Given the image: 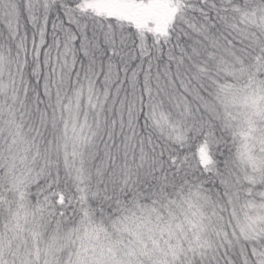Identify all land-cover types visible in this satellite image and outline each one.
<instances>
[{
	"label": "snow or ice",
	"instance_id": "1",
	"mask_svg": "<svg viewBox=\"0 0 264 264\" xmlns=\"http://www.w3.org/2000/svg\"><path fill=\"white\" fill-rule=\"evenodd\" d=\"M0 264H264V0H0Z\"/></svg>",
	"mask_w": 264,
	"mask_h": 264
}]
</instances>
